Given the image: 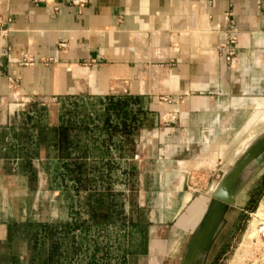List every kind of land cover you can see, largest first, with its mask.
I'll list each match as a JSON object with an SVG mask.
<instances>
[{"label":"crops","instance_id":"crops-1","mask_svg":"<svg viewBox=\"0 0 264 264\" xmlns=\"http://www.w3.org/2000/svg\"><path fill=\"white\" fill-rule=\"evenodd\" d=\"M229 25L231 63L218 50ZM110 94L144 108L114 157L128 171L126 192L138 194L127 210L140 237L126 264H164L201 221L198 179L221 175L264 132V0H0V264H32L34 232L50 217L56 120L26 113Z\"/></svg>","mask_w":264,"mask_h":264},{"label":"rangeland","instance_id":"rangeland-1","mask_svg":"<svg viewBox=\"0 0 264 264\" xmlns=\"http://www.w3.org/2000/svg\"><path fill=\"white\" fill-rule=\"evenodd\" d=\"M81 100H78L79 104ZM59 104L60 102L57 104L56 100H50V110L52 111H50V113H46V111L44 112L43 110L34 112L33 120H36L38 117V120L44 122L50 121V123H52L55 120L57 121L60 109ZM91 104L92 107L94 105L97 106L95 103ZM87 105L89 106V110L87 109L86 111L92 115L94 111L90 104ZM82 111L80 112L83 113ZM262 134H264V132ZM76 138H81L83 141L86 139V136L83 134L80 135L79 131V134H76ZM125 142L126 141H124L123 145H126ZM90 150L91 151L86 153L87 158H84L87 167H89L92 162L91 157H97L99 155L96 147L90 146ZM112 152L115 157L118 156L116 155V151ZM259 153L257 155H260ZM257 155L242 169L234 184L235 186L242 184L243 192L241 197L243 198V195L244 197H247V199L244 200L242 208L238 209L236 206L228 205L224 211H220L219 219L216 221L213 230L210 232L207 243L199 250L193 264H264V168H260L262 162ZM53 164L54 163H50L49 166L50 197H53V199L50 200V217L49 222L46 223L50 224L57 220L70 221L73 218L86 219L87 222L91 223L93 218H91V213L88 209H91V206L95 205L96 200L94 197H99L98 193L91 195L89 198L90 203L86 202V200H84L86 194L91 193L90 190H88L90 189V183L88 180H85L86 182L83 185V191L81 188L79 193L75 194L71 188L70 179H68L67 176H65L64 179H59L58 175L56 177V173L52 169ZM120 165L125 167L121 162ZM91 173L90 169H87V176L91 175ZM110 177L109 180L111 181L110 183H112L110 185L111 194L106 195L105 200V204L108 205V207L105 205L101 208H94L96 213L100 212L102 214L98 217L101 224H99L98 227L92 226L91 233L96 241L102 245L101 250L96 254L98 257L108 250L112 255L109 261L113 262L114 255L116 256L117 253H120L121 250L126 247V264V261L130 257L129 249L131 250L132 248L133 240L140 237V234H138L139 232L135 231L134 228H131L129 232H127V228L120 229L118 224L123 220L124 216L129 215L130 210H127V207H130L132 203H136L138 194L137 192H126V177H124L119 171H116ZM220 177V173L215 172L210 178L198 179L200 181L205 180L206 182L205 190H207V193H205L204 196L208 199L205 210L211 201L208 187L211 188V192ZM53 193L54 196H52ZM199 194L203 193H198L195 197ZM194 224H192L191 227ZM37 229V232H34V238H38L40 235L43 240L41 239L35 242L36 251L34 254H36L37 257L34 258L32 264H41L43 260L41 256L46 254L51 241V234H49L48 228L43 235L38 234L39 228ZM194 230L195 228L187 234L185 241L175 253L174 257L165 259L164 264H179ZM123 232L124 234H122ZM71 233L75 235L76 239V235L78 234L77 229H73ZM34 238L32 237V239ZM90 247L91 246L87 249L88 252ZM101 258L102 259L99 261L101 264H104V258L102 256ZM84 260L85 258L81 257L80 263H83ZM135 261L136 264H141L142 260Z\"/></svg>","mask_w":264,"mask_h":264},{"label":"trees","instance_id":"trees-1","mask_svg":"<svg viewBox=\"0 0 264 264\" xmlns=\"http://www.w3.org/2000/svg\"><path fill=\"white\" fill-rule=\"evenodd\" d=\"M59 100L60 109L56 124L51 125L48 130L50 148L55 150L57 157L52 169L59 179H64L65 176L70 179L71 188L75 194L79 193L81 188L83 191V185L88 180L90 189H87L91 193L86 194L84 199L86 202L90 201L89 198L92 194L98 193L99 197H94L96 203L91 206V209H88L91 218H93L91 223L87 222L86 219L73 218L70 221L57 220L50 224H39L42 235L45 234L47 228L51 234V241L41 264H101L99 261L102 259L101 256L104 258V264H125L126 247L116 256L114 255L113 262L109 261L112 255L108 250L98 257L96 254L101 250L102 245L92 236L91 230L92 226L98 227L101 224L98 217L102 214L96 213L94 208H101L106 205V195L111 194L110 176L119 171L127 178L128 171L114 159L115 156L112 151H116L117 155L121 149L132 144V135L143 124L144 108L137 96L127 94H110L102 98L68 95ZM78 100H81L80 104ZM91 103H95L97 106L92 107ZM87 104H90L94 111L92 115L86 111L89 110ZM32 109L34 112L40 111L37 110L38 107L36 106L31 107ZM34 112L26 113L27 121L33 120ZM34 121L38 123L40 120L37 117L32 122ZM79 131L80 135L86 136L83 141L81 138H76ZM124 141H126V145H123ZM90 146L96 147L101 157H91L92 162L87 167L84 158L86 153L91 151ZM87 169L92 172L89 176H87ZM106 206L108 207V205ZM131 206L130 208H135L133 203ZM131 217V214L124 216L118 224L120 229L127 228V232H129L138 224L137 219L133 220ZM75 228L78 231L76 239L75 235L71 233ZM35 242H37L36 239L32 242V246H35ZM89 246L91 247L88 252ZM129 251L131 250L129 249ZM81 257L85 258L83 263H80Z\"/></svg>","mask_w":264,"mask_h":264},{"label":"water","instance_id":"water-1","mask_svg":"<svg viewBox=\"0 0 264 264\" xmlns=\"http://www.w3.org/2000/svg\"><path fill=\"white\" fill-rule=\"evenodd\" d=\"M263 147L264 134L254 139L237 157V159L221 174L214 189L209 193L213 200L212 207L208 211H204L200 221L201 225L196 228L190 236L187 249L181 257L179 264H193L199 250L203 246L205 235L211 227L214 219L213 209L215 206L223 203L221 210L224 211L228 205L234 203V197L242 187V184L234 185L238 175Z\"/></svg>","mask_w":264,"mask_h":264},{"label":"built area","instance_id":"built-area-1","mask_svg":"<svg viewBox=\"0 0 264 264\" xmlns=\"http://www.w3.org/2000/svg\"><path fill=\"white\" fill-rule=\"evenodd\" d=\"M66 1L77 7H80L84 2H86V0H66ZM59 44L63 45V42H60ZM218 50L220 54L223 56L224 60L227 61L228 63H231L236 51V35L231 25H229L226 28V31L222 35V39L218 44ZM28 100L31 99H27L26 101ZM133 156L134 157L136 156V152L133 153Z\"/></svg>","mask_w":264,"mask_h":264},{"label":"flooded vegetation","instance_id":"flooded-vegetation-1","mask_svg":"<svg viewBox=\"0 0 264 264\" xmlns=\"http://www.w3.org/2000/svg\"><path fill=\"white\" fill-rule=\"evenodd\" d=\"M261 151V150H260ZM212 203H213V200L211 198V201L209 203V205L207 206V209L205 211H208L211 207H212ZM222 206H223V203L215 206V208L213 209V214H214V219L212 221V224H211V227L208 229L206 235H205V239H204V242H203V246L207 243V240H208V236L210 235V232L213 230L215 224H216V221L219 219V214H220V211L222 209ZM204 217V216H203ZM201 225V222L198 224V226L196 228H198L199 226ZM195 228V229H196ZM202 246V247H203Z\"/></svg>","mask_w":264,"mask_h":264}]
</instances>
